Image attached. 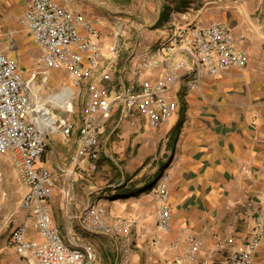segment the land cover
I'll list each match as a JSON object with an SVG mask.
<instances>
[{
  "label": "crops",
  "instance_id": "crops-1",
  "mask_svg": "<svg viewBox=\"0 0 264 264\" xmlns=\"http://www.w3.org/2000/svg\"><path fill=\"white\" fill-rule=\"evenodd\" d=\"M30 1L0 0V50L17 61L22 80L44 95L48 75L55 71L44 73L42 52L20 23ZM144 1V20L128 27L118 21L121 38L107 40L101 21L106 0H61L93 24L92 41L100 48L95 66L84 61L76 102L83 98L81 122L73 123L68 137L51 135L44 152V167L53 171L59 163L68 169L49 185L46 205L53 223L67 245L93 253L92 264H175L179 259L181 264H225L258 232L252 264H264V0ZM212 22L229 27L238 48L247 53V63L215 77L206 75L200 88H193L188 59L180 52L169 56L162 46L179 25ZM146 58L152 59L151 67L143 66ZM157 83L169 88L166 97L174 110L168 119L153 129L135 110L115 104L98 135L96 171L85 162L76 166L79 127L89 105ZM0 157L2 172L4 163L12 165L14 183L22 187L17 188L22 189L18 204H4L0 211V264H29L30 255L23 257L8 245L11 231L24 226L28 239H42L21 207L25 187L17 169L9 154ZM107 168L115 169L114 182L106 183L98 174L76 187L67 184L98 171L102 176ZM163 176L168 177V231L156 227L155 191ZM88 205L103 206L119 232L104 235L85 228L79 217ZM189 235L197 243L193 258L183 254Z\"/></svg>",
  "mask_w": 264,
  "mask_h": 264
},
{
  "label": "built area",
  "instance_id": "built-area-1",
  "mask_svg": "<svg viewBox=\"0 0 264 264\" xmlns=\"http://www.w3.org/2000/svg\"><path fill=\"white\" fill-rule=\"evenodd\" d=\"M20 23L30 32L42 52L46 69L67 75L69 83L63 84L71 90L69 99L63 103L52 96L57 91L40 94L31 88L30 81L22 80L18 63L0 50V155L9 154L25 187L21 207L27 211V219L41 237L40 242L26 237L25 227L14 228L8 245L19 255H30L29 264H92L94 255L74 245H67L46 205L50 199L49 185L58 183L68 169L56 164L55 170L43 166L44 152L51 135L68 137L72 124L63 113L71 111L76 89L84 77V61L95 66L100 43L93 42V24L83 16L62 6L61 0H31L20 18ZM162 49L169 56L180 52L188 59L195 77L193 88H200L203 77H215L228 68L242 69L247 63V53L239 49L229 27L212 22L207 26L191 24L175 27L164 42ZM152 59H144L143 66L151 67ZM177 70H181L179 67ZM44 75V82L47 76ZM169 88L163 83L144 86L140 91L118 93L112 100L100 98L93 101L79 127L76 166L85 162L91 172L97 169L100 146L98 135L111 114L115 104L132 109L144 118L150 128H158L174 110L166 97ZM156 227L160 231L170 229L171 212L168 204V177L159 180L156 191ZM81 224L93 232L113 235L119 227L108 222L105 209L100 205H88L80 214ZM259 232L248 243L247 248L234 250L225 264H252V251L259 242ZM189 246L184 255L193 258L197 243L188 236ZM182 259L175 261L181 264Z\"/></svg>",
  "mask_w": 264,
  "mask_h": 264
},
{
  "label": "rangeland",
  "instance_id": "rangeland-1",
  "mask_svg": "<svg viewBox=\"0 0 264 264\" xmlns=\"http://www.w3.org/2000/svg\"><path fill=\"white\" fill-rule=\"evenodd\" d=\"M133 4V6H132ZM142 5H148V1H138V0H106V13H104V18H106L105 20L101 21L105 23L104 26V31L102 33V36L104 34H106V38L107 40H114L116 35L118 38H121L119 36V34H117V28L120 26V24H118V21L121 23H125L124 26L128 27L129 25H134L137 22L140 23V21L144 20L142 19L144 16H142V14L140 13V6L142 7ZM95 6V3H94ZM98 9L103 8V6L101 5H97ZM96 8V6H95ZM112 29V30H111ZM111 30V32H107ZM125 31V30H123ZM116 32V33H115ZM130 34V33H129ZM101 36V33H100ZM117 40V39H116ZM122 41V39L120 40V42ZM131 41V40H130ZM83 79V78H82ZM82 81V80H81ZM81 81L79 83V86L76 89V95H75V99H74V104H76V102H78L77 100V93H78V89L80 87H82L81 85ZM69 83V79L67 77V75L62 74L60 72H51L48 75V81L46 83V89L48 91H57L58 89H60V87L63 84H67ZM84 86L86 87V84H84ZM46 90V91H47ZM79 104L74 105V108H71V111H69L68 113H63V116H70V122L72 125H74L75 123H80L81 119H82V114L81 113H85V105L83 102V98L81 97V99L79 100ZM74 123V124H73ZM60 139L62 137H59ZM2 158V157H0ZM0 162H2L0 160ZM3 167V171L0 169V211H2L4 204H11V206H16L18 204L19 199L21 198L22 195V189H17V188H22L20 186V184L18 183H14L16 181V179L14 178V172L15 169L13 168L12 165L4 163ZM111 171V174H108V172ZM115 169H109L107 168V171L104 173V175L101 176V174L99 173V171L95 174H91L89 177H82L79 178V180H76L75 182H72L73 179L67 180V184L72 185L74 184V186L76 187L77 184H81L83 182H86V179H92L94 178L96 175H100L101 178L106 179V183H108V181L114 182L115 177L113 176ZM6 172V173H5ZM77 192V191H75ZM261 214V213H260ZM263 214L264 212H262V215L260 216L261 219L263 220ZM261 222V221H260ZM260 239V237H259ZM259 244V242H258Z\"/></svg>",
  "mask_w": 264,
  "mask_h": 264
},
{
  "label": "bare ground",
  "instance_id": "bare-ground-1",
  "mask_svg": "<svg viewBox=\"0 0 264 264\" xmlns=\"http://www.w3.org/2000/svg\"><path fill=\"white\" fill-rule=\"evenodd\" d=\"M70 95H71V90L68 88H65L61 91H57L56 94L52 96V98L55 101L63 103L69 99Z\"/></svg>",
  "mask_w": 264,
  "mask_h": 264
}]
</instances>
